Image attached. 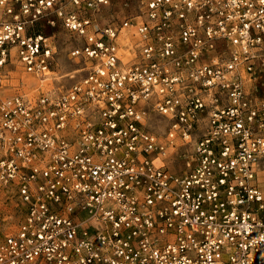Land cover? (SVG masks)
<instances>
[{
  "label": "built area",
  "instance_id": "1",
  "mask_svg": "<svg viewBox=\"0 0 264 264\" xmlns=\"http://www.w3.org/2000/svg\"><path fill=\"white\" fill-rule=\"evenodd\" d=\"M112 2L0 0V264H264V0Z\"/></svg>",
  "mask_w": 264,
  "mask_h": 264
},
{
  "label": "rangeland",
  "instance_id": "2",
  "mask_svg": "<svg viewBox=\"0 0 264 264\" xmlns=\"http://www.w3.org/2000/svg\"><path fill=\"white\" fill-rule=\"evenodd\" d=\"M142 2L143 0H113L111 5L103 8L99 12L97 17L95 18V23L98 25H102L105 23L112 22L114 20H121L126 15L136 14L138 8L142 5ZM42 30L47 35H50L52 37L53 44H55V50H56L55 59L53 66L50 70L51 74L46 75V78L49 77L50 79L45 80L46 79L45 78L44 79L45 81H43L40 80L38 77L32 75L33 77L37 78L39 82L35 85L32 84V87L30 85L26 89H24V87L20 88V90L22 91L24 90L27 94L31 96L36 95L39 92V90H43V91L63 90L66 87H68L73 81H75L81 74V72L78 70L80 66L78 63H76L77 59H73L69 55V50L78 43V40H76L75 37L72 36L71 34H68V32H66L61 27L60 23H58L57 21L55 22L54 25L46 24L42 28ZM124 49L125 51H127L126 47H124ZM7 69H8L9 78L8 81L5 82L10 85H16L19 82V76H20L19 74H21L24 71L15 61H13L11 65H8ZM15 69L19 71L17 77H15V75L13 74L16 71ZM52 72L54 73L56 72L64 76L60 78H54V74ZM14 78L18 80L16 83L15 81H13ZM13 88L14 87L8 90L12 91ZM164 124H165V120H163V118L161 117L153 120L154 129L159 133L163 132ZM170 166L175 167V169L177 170L178 169L183 170L184 161L180 159L173 160Z\"/></svg>",
  "mask_w": 264,
  "mask_h": 264
},
{
  "label": "bare ground",
  "instance_id": "3",
  "mask_svg": "<svg viewBox=\"0 0 264 264\" xmlns=\"http://www.w3.org/2000/svg\"><path fill=\"white\" fill-rule=\"evenodd\" d=\"M63 62V61H62ZM64 65V64H63ZM17 66V65H16ZM62 66V65H61ZM63 68V67H62ZM59 69V68H58ZM16 70V69H15ZM14 71V70H13ZM71 72H73V71H71ZM53 74H54V78H60V77H62V76H64V75H61V74H59V73H54V72H52ZM14 75H15V77H17L18 76V74H19V71L18 70H16L14 73H13ZM48 74H51L50 72L48 73ZM20 76H19V81H21V82H23V83H25V87H24V89H26L27 87H29L30 85H31V87H32V84H37L38 82H39V80L37 79V78H35V77H33L32 75H30V74H27V73H25V72H22L21 74H19ZM48 79H50L49 77H47L45 80H48ZM52 79V78H51ZM45 80H43V81H45ZM13 81H15V83L18 81L17 79H15L14 78V80ZM42 81V82H43ZM30 87V88H31ZM29 88V89H30ZM32 90H33V88H32ZM36 90V89H35ZM29 92V91H28Z\"/></svg>",
  "mask_w": 264,
  "mask_h": 264
}]
</instances>
